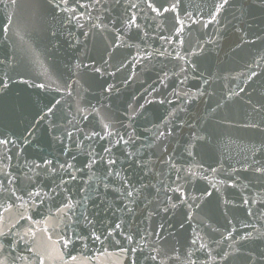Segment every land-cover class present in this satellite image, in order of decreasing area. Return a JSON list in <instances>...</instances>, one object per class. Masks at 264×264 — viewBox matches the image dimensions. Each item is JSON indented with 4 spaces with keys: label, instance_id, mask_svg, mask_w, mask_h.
Returning <instances> with one entry per match:
<instances>
[{
    "label": "water",
    "instance_id": "obj_1",
    "mask_svg": "<svg viewBox=\"0 0 264 264\" xmlns=\"http://www.w3.org/2000/svg\"><path fill=\"white\" fill-rule=\"evenodd\" d=\"M222 2L0 0V261L264 264V0Z\"/></svg>",
    "mask_w": 264,
    "mask_h": 264
},
{
    "label": "snow or ice",
    "instance_id": "obj_2",
    "mask_svg": "<svg viewBox=\"0 0 264 264\" xmlns=\"http://www.w3.org/2000/svg\"><path fill=\"white\" fill-rule=\"evenodd\" d=\"M64 2L67 3V0H64ZM227 4H228V0H223V2L219 6L220 9H223ZM165 11H167V9H165ZM41 87H43V86H41ZM3 143H7V141H3ZM37 195H39V193H37ZM129 195H131V193H129ZM67 207L70 209L71 208V205H68ZM117 227H119V226L117 225ZM95 239L96 240H100V236H96ZM244 239H247V238L245 237ZM71 243L72 242L70 240H65L64 241V246L65 247H68L69 244H71ZM60 259H63V254L62 253H60ZM71 259L73 261H75L76 260V257L75 256H72ZM0 264H6V261H0ZM41 264H43V261H41Z\"/></svg>",
    "mask_w": 264,
    "mask_h": 264
},
{
    "label": "bare ground",
    "instance_id": "obj_3",
    "mask_svg": "<svg viewBox=\"0 0 264 264\" xmlns=\"http://www.w3.org/2000/svg\"><path fill=\"white\" fill-rule=\"evenodd\" d=\"M37 26H34L33 29L29 32L30 36L34 35L36 33Z\"/></svg>",
    "mask_w": 264,
    "mask_h": 264
}]
</instances>
